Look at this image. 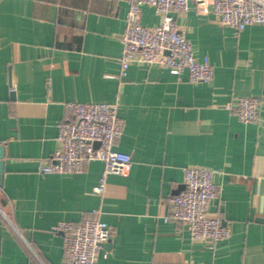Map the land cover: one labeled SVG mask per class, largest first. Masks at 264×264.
Wrapping results in <instances>:
<instances>
[{
	"label": "crops",
	"instance_id": "0c3cea01",
	"mask_svg": "<svg viewBox=\"0 0 264 264\" xmlns=\"http://www.w3.org/2000/svg\"><path fill=\"white\" fill-rule=\"evenodd\" d=\"M127 10L125 0H0V264H62L52 227L88 218L113 227L96 264H264V105L250 123L225 108L234 96L264 94V25L238 31L208 0L192 2L173 16L196 59L213 66L211 82L140 61L120 76ZM160 20L142 6V25ZM70 102L116 104L124 122L114 148L131 164L107 175L104 194L94 191L101 161L80 173L38 170L58 148ZM188 165L214 172L209 215L229 231L214 246L163 219Z\"/></svg>",
	"mask_w": 264,
	"mask_h": 264
},
{
	"label": "built area",
	"instance_id": "2783aa9c",
	"mask_svg": "<svg viewBox=\"0 0 264 264\" xmlns=\"http://www.w3.org/2000/svg\"><path fill=\"white\" fill-rule=\"evenodd\" d=\"M205 0H125L128 10L125 27L120 35L122 44L118 58L120 76H125L133 61L161 65L172 74L187 72L191 83L208 84L214 69L207 59L198 60L192 45L176 24L174 13L185 12L190 4L202 5ZM212 12L223 26L242 30L248 25H264V0H208ZM144 5L153 7L161 17L158 24L144 26L140 12ZM264 105V94L234 96L225 108L242 123L258 119ZM57 124L58 148L47 161H41L39 172L80 173L94 160L104 164L94 191L104 194L109 174H126L131 164L128 153L114 148L123 132L124 122L117 115L116 104L107 102H70ZM214 172L199 165L183 168L182 189L169 196V212L164 220L187 225L191 240L209 242L214 246L229 236L218 216L209 215V207L218 198ZM96 213V212H95ZM62 234V264H96L100 247L108 241L113 227L97 218L79 223L61 221L52 227ZM104 257L107 256L105 252Z\"/></svg>",
	"mask_w": 264,
	"mask_h": 264
},
{
	"label": "water",
	"instance_id": "95a60500",
	"mask_svg": "<svg viewBox=\"0 0 264 264\" xmlns=\"http://www.w3.org/2000/svg\"><path fill=\"white\" fill-rule=\"evenodd\" d=\"M3 173H4L3 151H2V147H0V187L3 184Z\"/></svg>",
	"mask_w": 264,
	"mask_h": 264
}]
</instances>
